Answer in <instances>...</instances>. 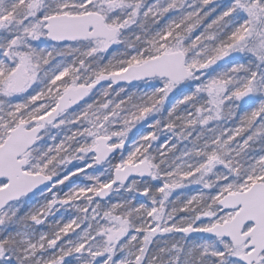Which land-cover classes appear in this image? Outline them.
Listing matches in <instances>:
<instances>
[{
  "label": "snow or ice",
  "instance_id": "obj_1",
  "mask_svg": "<svg viewBox=\"0 0 264 264\" xmlns=\"http://www.w3.org/2000/svg\"><path fill=\"white\" fill-rule=\"evenodd\" d=\"M212 3L0 0V264H264V0Z\"/></svg>",
  "mask_w": 264,
  "mask_h": 264
},
{
  "label": "rangeland",
  "instance_id": "obj_2",
  "mask_svg": "<svg viewBox=\"0 0 264 264\" xmlns=\"http://www.w3.org/2000/svg\"><path fill=\"white\" fill-rule=\"evenodd\" d=\"M149 2H151V0H149ZM228 2V0H213V3L214 4V7L219 4L221 6L225 5L226 3ZM207 7V6H206ZM205 7V8H206ZM211 8H212V5H211ZM168 17H165V20L167 19ZM165 20L163 22H161V24H163L165 22ZM122 50V49H121ZM111 51V49L109 50ZM59 59V58H57ZM115 87V86H114ZM126 88L127 91L129 92H132V91H136L138 89L142 90L143 89V85L142 84H138V85H135L133 87H127V86H124ZM118 88V87H116ZM84 102H82L83 104ZM139 129L135 132V135L133 137V139L130 141V142H126V144L128 145L126 147V149L131 145V143L136 140L138 138V136L141 134V133H144V132H147L149 129L146 127V124H142L140 127H138ZM57 130H53V134H56ZM59 139V137H58ZM165 139V136H161V139L160 141H157L156 144H160L163 140ZM155 146V145H154ZM182 147V145H181ZM260 147L261 145L259 143H257L255 146H254V149L256 152H258L260 150ZM75 163V162H74ZM70 168L72 167V165L69 166ZM89 174H92L93 173V169H88L87 170ZM103 178V177H102ZM89 183H92V181H89L87 179H85L84 177V174L81 173L79 174L78 176H75V177H72V179L70 181H67L65 185H62L60 186L61 188H63L65 191H67L68 187H71L73 185H76V184H80V185H83V184H89ZM155 183V182H154ZM199 189V186H196V185H192L186 189H183V190H177L178 192H182L184 196H189V195H192V194H195ZM175 196V194H174ZM113 199H115V197H113ZM60 214L57 213V216H59ZM74 215V213H73ZM180 215H183V213H181ZM199 237H188L189 241L190 242H193L195 240H197ZM69 260L72 262V264H75V261L73 258H69Z\"/></svg>",
  "mask_w": 264,
  "mask_h": 264
},
{
  "label": "trees",
  "instance_id": "obj_3",
  "mask_svg": "<svg viewBox=\"0 0 264 264\" xmlns=\"http://www.w3.org/2000/svg\"><path fill=\"white\" fill-rule=\"evenodd\" d=\"M211 5H212V8L214 7V4H210V5H208L206 8H205V11H209L211 14L206 18V20H205V24L206 23H208V22H210L212 19H214L218 14H219V12L222 10L221 9V7H217L216 8V11L215 12H211ZM164 20H161V22H163ZM160 22V23H161ZM202 27H203V25L201 26V29H197V32H199L200 30H202ZM221 63H223V62H221ZM211 71V70H210ZM142 124H140V125H137V127L136 128H133L132 129V131L131 132H129L128 133V139H127V141L126 142H130L132 139H133V137H134V135H135V132L139 129L138 127H140Z\"/></svg>",
  "mask_w": 264,
  "mask_h": 264
},
{
  "label": "water",
  "instance_id": "obj_4",
  "mask_svg": "<svg viewBox=\"0 0 264 264\" xmlns=\"http://www.w3.org/2000/svg\"><path fill=\"white\" fill-rule=\"evenodd\" d=\"M103 83V82H102ZM138 83L137 82H132L131 84H124L123 86H129V87H133V86H135V85H137ZM116 87H119L120 85H115ZM98 88H99V86H97ZM82 102L83 101H81V104H82ZM128 145L126 144L125 145V148L127 147ZM199 235L200 234H195V233H193V234H191L189 237H193V236H195V237H199Z\"/></svg>",
  "mask_w": 264,
  "mask_h": 264
}]
</instances>
